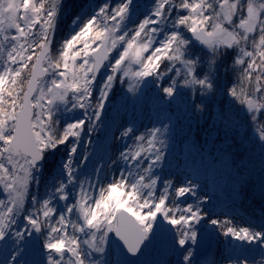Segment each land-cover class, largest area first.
<instances>
[{
    "label": "snow or ice",
    "instance_id": "1",
    "mask_svg": "<svg viewBox=\"0 0 264 264\" xmlns=\"http://www.w3.org/2000/svg\"><path fill=\"white\" fill-rule=\"evenodd\" d=\"M178 108L193 163L177 173ZM105 124L124 167L81 179ZM216 162L233 207L264 209V0H0V264H201L214 240L264 264V221L215 211Z\"/></svg>",
    "mask_w": 264,
    "mask_h": 264
},
{
    "label": "rangeland",
    "instance_id": "2",
    "mask_svg": "<svg viewBox=\"0 0 264 264\" xmlns=\"http://www.w3.org/2000/svg\"><path fill=\"white\" fill-rule=\"evenodd\" d=\"M139 3L143 5V4L148 3V0H139ZM123 88H124L123 96L120 100L121 103L119 104L120 106L125 103L124 95H125V92L127 91V86L124 85ZM128 103L130 105V101H128ZM154 120H155L154 116H149L148 113L145 112V114L137 121L138 131L143 132L146 128L152 127ZM99 130L102 134L105 132L107 133L110 132L112 136L113 129H111L108 124L101 126ZM116 135L118 136L119 133H116ZM92 137H93V134H91L90 143L88 142V139L85 138L84 144L83 145L81 144V146L78 148L77 155L83 154L89 157V159L86 161L81 160V171L79 173L80 178L81 179H84L86 177L91 178L94 170H100L101 166H103L102 171H101V176H107L110 178L113 174L117 172L118 168L122 169L124 167L122 161L118 162L117 164H114L113 161L118 160V157H119L118 148L119 150H124L125 141L119 140V141L113 142L112 137H110L102 147L100 146L98 142L100 137H98L97 135H95V138L93 139ZM96 139H98L97 142H96ZM93 142L96 145H94ZM127 143L130 144L131 141H127ZM104 147H107V149L101 152V149L99 148H104ZM168 160H169V164L172 166L171 171H174L177 173L180 171H184V167L181 164L182 162L181 158H179L178 160L176 159L173 147H172V151L170 152L168 156ZM165 178H169V177H165ZM212 203L214 202L212 201ZM215 211L218 214L225 213L221 211V209H218V208H215ZM234 216H235V222L237 224H244V225L248 224V222H246L239 216L237 215H234ZM213 218L215 219L217 218V216H213ZM219 218L224 219V218H231V217L221 215ZM216 235L218 236L219 241L226 242L230 239L234 240V238L223 237L222 235H219V234H216ZM213 242H214L213 247L211 248L208 254L199 255L198 259L201 261V264H209V262L212 259H215L217 261V264H229L228 260H224L221 258L220 253L223 252L225 255H227L230 246L227 243H219L216 240H214ZM234 242L237 244L240 243L239 241H234ZM153 256L154 254H150L149 258L151 259L153 258ZM156 258H159V257H156Z\"/></svg>",
    "mask_w": 264,
    "mask_h": 264
},
{
    "label": "trees",
    "instance_id": "3",
    "mask_svg": "<svg viewBox=\"0 0 264 264\" xmlns=\"http://www.w3.org/2000/svg\"><path fill=\"white\" fill-rule=\"evenodd\" d=\"M89 0H69V3H71L74 8L78 9L81 6H86L89 2ZM94 2L99 3L100 0H94ZM67 24V21L65 22ZM123 86L124 85H117V95L113 99L112 103L116 107H119L121 103V98L123 96ZM145 103H148L146 100ZM176 115L181 118V121L178 122L180 126L177 127L176 130V136L173 141V149H174V154L176 156V159L178 160L181 158V164L184 167L185 164H192L193 163V158L188 157L187 152L185 151V144H186V139H185V132L186 128L183 127L184 124H186V120L184 119L183 113L177 109ZM158 126V125H157ZM101 127H98L97 131L92 132L93 138H95V135L100 137V139H96V142L98 140L100 146L103 147V145L107 142V140L112 137L111 133H101L100 129ZM82 145L84 144V141L81 143ZM94 145H96L93 142ZM101 149V152L107 149V147L104 148H99ZM257 151V156L254 158V165L258 168L259 167V157H258V150ZM215 156V153L212 154ZM213 161L210 160V158H206L203 164L201 163L200 157L196 156L195 157V163L198 167L203 168H208L210 167V163ZM216 167L219 168L220 170L215 172L214 174L209 173L208 175H202V179L207 180L208 184V191L210 194L214 192L213 196V202L216 205V208L221 209V211L225 213H232L234 215L239 216L243 220H245L248 223H251L252 225H259L262 221H264V209L261 208V205L257 202L251 201V200H243L242 202L238 203L235 207L231 205L230 200L228 199V192H229V187H230V182L229 178L227 175V172L222 169L221 165L219 162H216ZM43 186L41 187V192H43ZM255 247V245H253Z\"/></svg>",
    "mask_w": 264,
    "mask_h": 264
},
{
    "label": "water",
    "instance_id": "4",
    "mask_svg": "<svg viewBox=\"0 0 264 264\" xmlns=\"http://www.w3.org/2000/svg\"><path fill=\"white\" fill-rule=\"evenodd\" d=\"M213 244H214V242H213ZM213 244H212V246H213ZM211 248H212V247H211ZM211 248L200 249V252H201L203 255H204V254H208V253L210 252Z\"/></svg>",
    "mask_w": 264,
    "mask_h": 264
}]
</instances>
